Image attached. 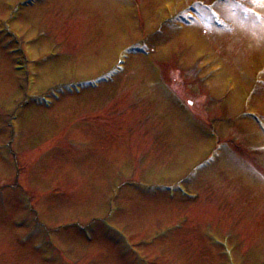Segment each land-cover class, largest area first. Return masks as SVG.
Listing matches in <instances>:
<instances>
[{
  "label": "rangeland",
  "instance_id": "rangeland-1",
  "mask_svg": "<svg viewBox=\"0 0 264 264\" xmlns=\"http://www.w3.org/2000/svg\"><path fill=\"white\" fill-rule=\"evenodd\" d=\"M0 38V264H264V0H0Z\"/></svg>",
  "mask_w": 264,
  "mask_h": 264
}]
</instances>
